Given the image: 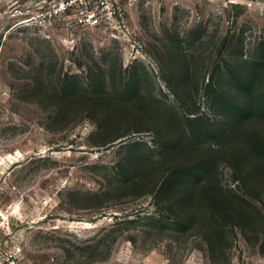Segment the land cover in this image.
<instances>
[{"label": "rangeland", "instance_id": "rangeland-1", "mask_svg": "<svg viewBox=\"0 0 264 264\" xmlns=\"http://www.w3.org/2000/svg\"><path fill=\"white\" fill-rule=\"evenodd\" d=\"M30 1L0 0V207L25 263L264 264V0H143L117 30Z\"/></svg>", "mask_w": 264, "mask_h": 264}, {"label": "built area", "instance_id": "built-area-1", "mask_svg": "<svg viewBox=\"0 0 264 264\" xmlns=\"http://www.w3.org/2000/svg\"><path fill=\"white\" fill-rule=\"evenodd\" d=\"M143 0H39L30 1L39 13L32 19L42 18L43 24L66 20L72 27H103L117 30L125 19L126 10ZM17 2L10 5L12 16H25L30 12L21 9ZM16 216L13 208L0 207V264H26L25 250L15 232ZM191 264V262L186 263Z\"/></svg>", "mask_w": 264, "mask_h": 264}]
</instances>
